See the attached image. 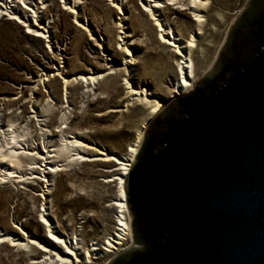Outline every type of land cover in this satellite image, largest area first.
Returning <instances> with one entry per match:
<instances>
[{"label":"rangeland","instance_id":"rangeland-1","mask_svg":"<svg viewBox=\"0 0 264 264\" xmlns=\"http://www.w3.org/2000/svg\"><path fill=\"white\" fill-rule=\"evenodd\" d=\"M129 1L132 0H80L76 17L86 26V32L73 25V15L65 10L61 0H48L43 12L36 15L37 23L46 27L43 39L28 35L24 27L12 20L13 13L22 16L12 4L0 14V131L10 124L19 132L27 129L32 146L39 153L42 152L39 139L44 128L53 133L52 145L60 144L59 131H63L66 138L75 137L90 147L76 148L68 155L80 153L91 159L58 162V171L47 175L48 194L42 182L47 172V169L43 171L44 161L39 162L41 168L36 169L34 175L25 176L27 179L23 183L0 184V230L15 240L24 243L27 240L24 232L29 238L45 244L46 228L39 224L43 207L53 234L76 236L83 251L95 241L101 245L114 233L115 209L111 204L117 197V186L105 180L119 173L114 171L119 166L94 158L102 157L97 151L125 156L136 130L150 112L140 101L132 100L126 106L128 99L123 79L133 87L143 86L162 98H168L176 79V59L169 53L172 49L156 41L153 21L149 20L141 0L132 2L144 11L142 15ZM248 1L207 0L199 35L194 34L196 27L184 7L175 5L162 9L161 19L164 18L175 31L184 37L192 33L196 38L191 54L197 76L195 83L207 76L230 26ZM177 10L182 11L178 13ZM23 21L29 24V18ZM30 23H33L31 19ZM126 42L131 44L128 49L136 58L130 66V76L124 73L122 48ZM52 65L60 69V76L37 85L41 71L49 72ZM107 68L117 74L107 76L94 87L74 83L67 87L64 95L62 77L88 70L108 73ZM47 107L50 109L46 113ZM64 112L66 125L60 120ZM131 247L130 235L113 254L92 262L109 264ZM83 251L78 252L80 259ZM41 257V253L32 248L0 243V264H32Z\"/></svg>","mask_w":264,"mask_h":264},{"label":"water","instance_id":"water-1","mask_svg":"<svg viewBox=\"0 0 264 264\" xmlns=\"http://www.w3.org/2000/svg\"><path fill=\"white\" fill-rule=\"evenodd\" d=\"M262 5L228 69L148 123L124 182L133 247L109 264H264Z\"/></svg>","mask_w":264,"mask_h":264},{"label":"bare ground","instance_id":"bare-ground-1","mask_svg":"<svg viewBox=\"0 0 264 264\" xmlns=\"http://www.w3.org/2000/svg\"><path fill=\"white\" fill-rule=\"evenodd\" d=\"M67 1V2H66ZM133 1V0H132ZM130 2L133 4L135 9L139 11L142 15L143 10L138 8L135 2ZM48 0H0V14H4L8 4H12V7L17 9L20 16H16L14 13L12 15V20L17 24L21 25L26 29V33L34 38L43 39L45 38L44 33L46 27L39 25L36 21V15L42 13L46 8ZM63 7L68 13L73 15V25L80 28L83 31L88 32V29L83 23L77 21V11L76 7L80 4V0H61ZM178 5L183 10H187L189 13V19L196 27L197 33L199 35L203 23L202 12L206 9L207 0H141V6L147 10L150 17L149 20L153 21V26L155 28L156 41L159 44L168 47L171 58L176 59L175 61V75L176 79L174 84L169 90L168 98H162L159 94L155 92H149L143 86L133 87L127 81L124 80L126 85L127 102L126 106H129L132 100L140 101V103L148 106L150 112L148 118L142 122L140 127L136 130L134 135L133 143L129 145L128 150L123 157H116L115 155L105 154L104 152L97 151V155H101V158H94V160H100L103 162H112L115 166H119V169L114 171H119L111 178H107L105 183L115 182L117 186V197L111 204L112 208L115 209V221H114V233L105 238L104 242L92 244L89 248L82 250L80 241H78L76 236L71 238L61 235L57 236L53 234L51 230V225L45 218L46 209L43 207L40 216L39 224L46 228L45 244L40 243L33 238H29L27 234L22 232L26 237V241L20 242L13 239L10 235L2 233L0 230V243H9L11 246L22 247L23 249L32 248L34 251H39L42 255L40 260L33 261L32 264H95L92 261H98L102 256L117 251L130 236V229L128 225V215L127 206L124 193V182L125 177L129 171L130 163L133 156L136 155L137 149L144 135V130L146 129L148 123L160 112L166 105V101L172 100L178 96L185 94L190 91L197 80L195 74V65L191 57L193 49L196 47V38L194 34L190 33L188 37H184L177 30L175 31L171 25L163 18L161 19L162 9H167L168 6ZM120 10V9H119ZM171 10L176 11V8H171ZM40 11V12H38ZM182 10H177L181 13ZM173 12V11H172ZM120 13V12H119ZM174 14V12L172 13ZM182 15H186L183 13ZM29 24L24 19L28 20ZM30 19L33 23H30ZM49 24V22H48ZM119 33H122L121 31ZM125 37H129L126 35ZM129 41V40H128ZM128 42L123 46V51L125 52V57L123 58V63L127 66L124 67L125 75L130 76L131 68L134 65L136 58L130 53L128 49ZM130 58V59H126ZM106 69V68H105ZM108 73L100 72L98 70L91 71L88 70L85 73L75 74L71 77H62V87L64 95H66L67 87L74 83H84L87 86L94 87L99 82L105 80L109 75H115L116 72L112 71V68H107ZM60 76V69H56L52 65L49 72L41 71L38 76L36 83L37 85H42L44 82L48 81L49 78ZM49 107L44 110L46 113L49 112ZM60 120L62 124L66 125L67 115L64 112ZM65 127H63L64 129ZM27 130V129H26ZM19 132L13 125H7L5 128H1L0 131V184L12 183L19 184L23 183L27 178L26 175H34L36 169L41 168L39 162L44 163L43 171L47 169L46 176H52L56 171H58V162H64L67 159L70 161L80 160L90 161V158H86L80 153H75L68 155L69 153L75 151L76 148H90L87 144L76 139L75 137L66 138L62 132L59 131V145H52L53 133L45 129L40 135V146L42 152H37L36 148L32 146V141L29 138L28 133ZM44 153V155L42 154ZM73 157V158H71ZM75 157V158H74ZM29 171V174L25 172ZM43 176L45 183L46 194H48L49 180L48 176ZM41 198L45 201L46 199L41 195ZM52 247H50L49 245ZM53 248V249H52ZM80 259L78 257V252H82Z\"/></svg>","mask_w":264,"mask_h":264},{"label":"flooded vegetation","instance_id":"flooded-vegetation-1","mask_svg":"<svg viewBox=\"0 0 264 264\" xmlns=\"http://www.w3.org/2000/svg\"><path fill=\"white\" fill-rule=\"evenodd\" d=\"M263 9L262 0H249L244 10L237 17L233 23L225 43L220 48V51L216 57L214 66L212 67L208 76L203 79L205 83H211L215 78L220 77L221 74L229 67V62L233 59L234 55V38L236 32L243 25L250 24L253 20L259 17ZM195 96L197 95V89L194 87ZM139 247V246H138Z\"/></svg>","mask_w":264,"mask_h":264},{"label":"built area","instance_id":"built-area-1","mask_svg":"<svg viewBox=\"0 0 264 264\" xmlns=\"http://www.w3.org/2000/svg\"><path fill=\"white\" fill-rule=\"evenodd\" d=\"M1 17V16H0ZM7 17V16H6Z\"/></svg>","mask_w":264,"mask_h":264}]
</instances>
